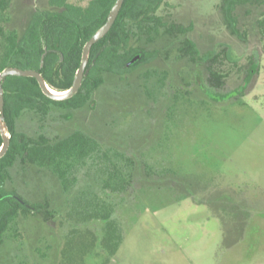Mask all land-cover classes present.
Returning a JSON list of instances; mask_svg holds the SVG:
<instances>
[{
  "label": "rangeland",
  "instance_id": "rangeland-1",
  "mask_svg": "<svg viewBox=\"0 0 264 264\" xmlns=\"http://www.w3.org/2000/svg\"><path fill=\"white\" fill-rule=\"evenodd\" d=\"M220 3L166 0L158 15L193 25L190 33L138 42L156 58L123 76L105 74L93 108L52 105L41 120L19 121L33 137L87 134L125 169L130 186L104 189L108 176L91 160L67 194L48 171L12 169L7 189L31 203L50 201L54 217L24 220L0 264H62L74 229L99 236L90 251L79 245L87 255L78 264H264V48L248 30L253 24L244 28L245 41L227 30ZM48 7V0H13L11 28H24L29 12ZM186 38L198 47L197 62L180 56ZM207 66L224 77L209 81ZM86 190L115 208L122 241L114 254L102 248L103 221L78 225L67 217Z\"/></svg>",
  "mask_w": 264,
  "mask_h": 264
},
{
  "label": "trees",
  "instance_id": "trees-1",
  "mask_svg": "<svg viewBox=\"0 0 264 264\" xmlns=\"http://www.w3.org/2000/svg\"><path fill=\"white\" fill-rule=\"evenodd\" d=\"M12 1L0 0V73L8 67L35 70L53 89L65 91L73 84L85 44L106 23L117 0H48V8L28 13L22 29L11 28L8 12ZM165 2L125 0L112 29L94 45L83 86L71 99L55 101L48 98L35 78L9 76L5 80L4 114L11 133V145L0 160V253L10 244L8 238L21 236L24 220L30 215L45 221L54 217L50 201L31 203L18 192L7 189L12 169L25 170L32 166L48 171L58 179L63 193L67 194L77 183L78 170L91 160L100 166L101 174L108 176L102 180L104 189L117 193L130 186L125 169L87 134L74 131L62 139H52L41 133L33 137L19 130V121L26 115L41 120L49 114L52 105L68 112L86 106L93 108V94L104 84L105 74L123 76L156 58L158 52L147 53L138 42H154L161 34L174 37L190 33L193 25L168 22L158 15ZM219 11L227 30L241 41L247 38L244 28L253 24L248 30L259 37L264 48V0H221ZM249 16L253 17L250 21L247 20ZM245 19L247 23L243 21ZM178 50L182 57L196 62L200 58L197 45L188 38ZM137 55H141V59L130 64ZM213 59L208 60L217 61V58ZM207 69L209 81L224 77L213 67L207 66ZM2 144L0 133V148ZM114 214L115 208L106 198L86 190L74 197L67 217L78 225L103 221L105 237L102 248L114 254L122 241ZM73 232L77 236L66 243L61 253L62 264L82 263L87 253L84 254L79 245H85L90 251L99 237L91 231L74 229ZM40 255L48 257L43 253Z\"/></svg>",
  "mask_w": 264,
  "mask_h": 264
},
{
  "label": "water",
  "instance_id": "water-1",
  "mask_svg": "<svg viewBox=\"0 0 264 264\" xmlns=\"http://www.w3.org/2000/svg\"><path fill=\"white\" fill-rule=\"evenodd\" d=\"M125 0H117L112 7L106 23L89 39L85 44L82 52V61L79 69L76 72L72 86L65 91H57L53 89L45 80L44 76L35 70H24L18 67H8L0 73V133L3 139V144L0 148V160L7 154L11 145V133L7 125L4 107H5V91L3 84L7 77L17 76V77H28L35 78L42 89V92L48 98L55 101H65L74 97L81 90L85 76L87 74V66L90 61V55L95 44H97L101 39H103L109 31L114 26L122 6ZM141 59V55H137L130 64ZM129 64V65H130ZM128 65V66H129Z\"/></svg>",
  "mask_w": 264,
  "mask_h": 264
},
{
  "label": "flooded vegetation",
  "instance_id": "flooded-vegetation-1",
  "mask_svg": "<svg viewBox=\"0 0 264 264\" xmlns=\"http://www.w3.org/2000/svg\"><path fill=\"white\" fill-rule=\"evenodd\" d=\"M136 62H137V61H136ZM136 62H134V63H136ZM134 63H133V64H134ZM141 66H142V65H141ZM141 66H140V67H141ZM236 91H241V90L239 89V90H236Z\"/></svg>",
  "mask_w": 264,
  "mask_h": 264
}]
</instances>
